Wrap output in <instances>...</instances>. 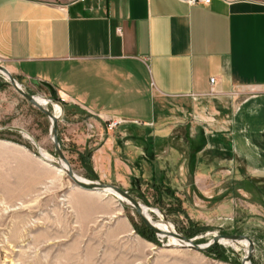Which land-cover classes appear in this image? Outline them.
<instances>
[{
  "label": "rangeland",
  "instance_id": "obj_1",
  "mask_svg": "<svg viewBox=\"0 0 264 264\" xmlns=\"http://www.w3.org/2000/svg\"><path fill=\"white\" fill-rule=\"evenodd\" d=\"M21 86L54 100L43 86ZM54 104L48 100L44 107L54 113ZM212 113L211 108L204 116L175 110L161 121V128L169 127L165 131L124 123L109 128L105 121L98 135L82 112L61 109L57 136L78 176L119 186L149 208L152 220L171 223L197 244L216 234L246 235L254 243L250 264H264V177L250 176L242 159L216 147L214 136L208 140L216 128ZM50 125L49 117L0 73V264L242 263L247 254L242 244L221 242L203 252L174 246L170 237L149 229L125 200L73 188L67 174L42 161L33 145L58 161ZM106 131L121 138L115 148L127 144L122 151L130 161L143 149L144 163L135 160L133 174L95 172L91 156ZM168 131L169 136L155 135Z\"/></svg>",
  "mask_w": 264,
  "mask_h": 264
},
{
  "label": "crops",
  "instance_id": "obj_2",
  "mask_svg": "<svg viewBox=\"0 0 264 264\" xmlns=\"http://www.w3.org/2000/svg\"><path fill=\"white\" fill-rule=\"evenodd\" d=\"M0 64L28 89L49 83L98 135L108 119L165 131L171 112L211 108L208 140L264 177V0H0ZM118 138L106 131L95 172L144 163L143 149L125 158Z\"/></svg>",
  "mask_w": 264,
  "mask_h": 264
},
{
  "label": "water",
  "instance_id": "obj_3",
  "mask_svg": "<svg viewBox=\"0 0 264 264\" xmlns=\"http://www.w3.org/2000/svg\"><path fill=\"white\" fill-rule=\"evenodd\" d=\"M0 73L4 74L9 82L12 84V86L16 89V91L22 95L27 101H29L31 104H33L35 107H37L40 111L45 113L51 122L50 125V136L51 140L53 142L55 151L58 155V161H50L46 159L45 157L42 156L40 152V148L37 146L35 142H33L34 147L37 149L38 155L41 158L42 161L46 162L49 165H53L55 167H59L63 169V171L67 174V176L73 181L74 186L79 187L81 189L89 190V191H97V192H106V193H111V194H117L121 196L128 204L131 205V207L137 212V214L140 216L141 220L143 223L151 229L155 234L164 237H173L184 244L181 247L185 248H190L195 251L203 252L206 251L216 244L221 243V241L226 240L230 242H236L238 243L239 241H247L248 242V249H247V254L243 257L242 263L241 264H250V257L253 252V246L254 243L251 238H249L246 235H228V234H216L212 237V239L207 243V244H197L194 242L193 239L187 238L186 236L176 232V231H163L159 229L155 224H153L147 216L144 214L142 205L132 196L130 195L126 190L120 188L119 186L112 185V184H106L102 183L100 181H92V180H87V179H82L80 178L73 169L71 168L69 161L64 155V152L60 146L58 136H57V127H58V121L60 116H55L53 112L48 110L47 108L44 107V105H41L37 100L34 95L29 94L26 90H24L17 82V80L14 78V76L9 72V70L0 64ZM32 83L39 86L42 85L45 88L48 89V91L52 94L54 93L53 87L44 81H38L33 79ZM51 102H55L57 105L63 109V105L60 101L58 100H53V99H48ZM7 129V128H6ZM10 129H15L18 131H21V129L17 127H10Z\"/></svg>",
  "mask_w": 264,
  "mask_h": 264
},
{
  "label": "bare ground",
  "instance_id": "obj_4",
  "mask_svg": "<svg viewBox=\"0 0 264 264\" xmlns=\"http://www.w3.org/2000/svg\"><path fill=\"white\" fill-rule=\"evenodd\" d=\"M35 97H36V100H37L41 105H45V104L48 102V100L45 99V98L42 97V96H35ZM60 112H61V108H60V106L57 105V104H54V115H55V116H58ZM40 152H41V154H42L43 157H45L46 159H48V160L54 162L53 158H52L49 154H47L45 151H43V150L40 149ZM55 162H56V161H55ZM57 170H58L60 173L64 172L63 169H61V168H59V167H57ZM79 177L82 178V179H85V178H83V177H81V176H79ZM103 193H106V192H103ZM107 194H109V193H107ZM113 195H115L116 197H118V198L124 200L121 196H119V195H117V194H113ZM142 209H143L144 214L147 216V218H148L153 224H155V226H157L159 229H161V230H163V231H175V230H176V229H174V227H173V225H172L171 223H168V222H165V221L155 222L154 220H152V219L150 218V216H149V208H148V207L142 205ZM159 213H160L159 211H155V214H159ZM160 215H161V213H160ZM161 216H162V215H161ZM170 240H171L172 242H174L173 244H171V245H174V246H182V245L184 244L183 242H181V241H179V240H177V239H175V238H173V237H170ZM221 242H224V243H228V242H229V243H234V242H230V241H226V240H223V241H221ZM235 243H236V242H235ZM237 244H242V245H244V246L246 247V250H247V248H248V242H247V241H239ZM247 264H248V263H247Z\"/></svg>",
  "mask_w": 264,
  "mask_h": 264
},
{
  "label": "built area",
  "instance_id": "obj_5",
  "mask_svg": "<svg viewBox=\"0 0 264 264\" xmlns=\"http://www.w3.org/2000/svg\"><path fill=\"white\" fill-rule=\"evenodd\" d=\"M95 1H98V0H75V2H81V3H91V2H95ZM208 2L209 0H189L190 3H196V2ZM215 81L214 78H211L210 79V82L213 84ZM107 126L109 128H113V127H116L117 125H120L122 124L123 122L121 120H118V119H108L107 121Z\"/></svg>",
  "mask_w": 264,
  "mask_h": 264
},
{
  "label": "trees",
  "instance_id": "obj_6",
  "mask_svg": "<svg viewBox=\"0 0 264 264\" xmlns=\"http://www.w3.org/2000/svg\"><path fill=\"white\" fill-rule=\"evenodd\" d=\"M52 95H53V98H54L55 100H57V99H56V96H55V92L52 93ZM216 245H217V244H216ZM216 245H215V246H216ZM215 246H213V247H215ZM213 247H212V248H213ZM212 248H210V249H212ZM210 249H208V250H210Z\"/></svg>",
  "mask_w": 264,
  "mask_h": 264
}]
</instances>
